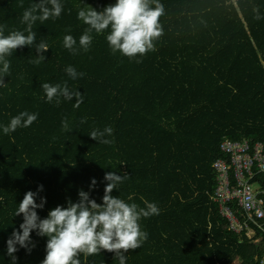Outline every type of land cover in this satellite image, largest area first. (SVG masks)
Here are the masks:
<instances>
[{
	"label": "trees",
	"instance_id": "1",
	"mask_svg": "<svg viewBox=\"0 0 264 264\" xmlns=\"http://www.w3.org/2000/svg\"><path fill=\"white\" fill-rule=\"evenodd\" d=\"M34 2L39 0H0L5 34L26 28L22 14ZM60 2L58 18L33 25L36 43L49 46L45 60L31 62L38 55L35 45L16 49L7 57L6 86H0V264H13L7 240L23 222L15 213L26 192L43 185L36 199L39 204L40 196L46 198L37 209L43 219L57 205L78 202L80 190L102 203L110 171L128 177L113 196L140 208L145 200L154 202L159 209L140 220L148 238L124 253L126 264H259L264 231L256 229L252 239L238 234L213 197L214 162L225 156L222 141H264V0H159L163 35L154 51L134 58L111 52L110 29L93 31L88 51L79 46L89 26L78 11H102L115 0ZM66 35L76 40L78 54L64 47ZM68 66L84 75L72 79ZM64 82L81 92L78 107L75 98L47 101L41 85ZM22 111L38 118L5 135L3 126ZM65 117L68 131L61 125ZM106 126L113 132L104 138L112 143L90 137ZM236 212L243 217V210ZM47 239L34 230L35 246L29 252L17 245L15 264H42ZM114 256L101 250L80 259L119 264Z\"/></svg>",
	"mask_w": 264,
	"mask_h": 264
},
{
	"label": "clouds",
	"instance_id": "2",
	"mask_svg": "<svg viewBox=\"0 0 264 264\" xmlns=\"http://www.w3.org/2000/svg\"><path fill=\"white\" fill-rule=\"evenodd\" d=\"M62 11L60 0H39L23 12L21 23L26 25L23 31L12 30L5 34L7 26L0 25V86H6L3 77L9 75L10 70L7 57L16 49L35 45L38 55L31 62L38 65L45 60L43 53L49 46L44 41L36 43L33 25L38 20L43 23L49 18H58ZM255 11L258 13V9ZM164 12V5L159 0H115L114 4L106 6L102 11H97L91 6L82 7L77 18L89 27L81 35L79 46L88 51L93 39L91 33L95 31L100 34L110 29L106 40L113 54L119 52L129 58L143 56L155 50L154 42L163 35L160 18ZM254 18L258 20L260 16L257 14ZM76 43L72 35L64 37V47L73 55L79 52L75 47ZM65 71L72 79L84 75L77 73L72 66H68ZM41 87L48 102L56 98L59 104V97L70 101L75 98L76 107L83 102L81 92L71 91L67 82L63 85L43 83ZM37 118L38 114L22 111L3 126V132L7 135L19 127H29ZM61 125L63 130H69L67 117L62 120ZM112 132L113 129L106 126L103 131L94 129L89 135L95 141L110 144L112 141L104 137L111 136ZM127 178V175L121 176L114 171L106 172L104 180L107 184L102 203L90 198L89 192L80 190L78 202L69 200L66 207L57 205L43 219L39 217L37 209H43L46 198L40 196V203L36 202L39 193L43 191V185H40L36 192H26L15 213V216L22 214L23 222L19 225V230H14L7 240V254L12 257L13 264L16 260L14 253L18 251L17 245L29 252V246H35L31 240L34 230L38 236L48 238L46 256L42 264H82L81 255L88 257L100 253L101 250L115 253L114 258H118L119 264H126L124 253L141 247L148 238V233L141 230L140 220L159 214L154 202L145 200V207L140 208L136 203L126 202L112 195L113 190ZM96 183L93 179L90 188H94Z\"/></svg>",
	"mask_w": 264,
	"mask_h": 264
},
{
	"label": "built area",
	"instance_id": "3",
	"mask_svg": "<svg viewBox=\"0 0 264 264\" xmlns=\"http://www.w3.org/2000/svg\"><path fill=\"white\" fill-rule=\"evenodd\" d=\"M225 156L214 162L217 189L213 200L231 228L241 234L264 231V141L226 137L221 143ZM236 209L243 210V217ZM264 264V255L259 260Z\"/></svg>",
	"mask_w": 264,
	"mask_h": 264
},
{
	"label": "rangeland",
	"instance_id": "4",
	"mask_svg": "<svg viewBox=\"0 0 264 264\" xmlns=\"http://www.w3.org/2000/svg\"><path fill=\"white\" fill-rule=\"evenodd\" d=\"M249 236H250L251 238H253V237L255 236V234L252 233V232H250V233H249ZM241 263H242V260H236V261H234L233 264H241Z\"/></svg>",
	"mask_w": 264,
	"mask_h": 264
}]
</instances>
